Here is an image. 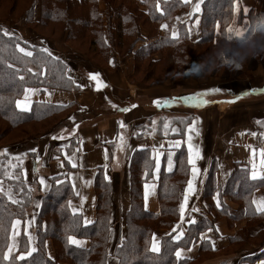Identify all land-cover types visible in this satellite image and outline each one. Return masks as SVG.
<instances>
[{"label":"crops","instance_id":"0c3cea01","mask_svg":"<svg viewBox=\"0 0 264 264\" xmlns=\"http://www.w3.org/2000/svg\"><path fill=\"white\" fill-rule=\"evenodd\" d=\"M181 1L185 3L184 0ZM196 2L197 0H191L190 3H185L188 9L179 12L176 25L172 29L179 33L178 24L187 25V30L191 29L188 34L193 41L201 38V15L204 0H201L200 12L194 13L193 5ZM237 3L240 11H234L233 19L227 27L228 39L229 36L232 37L231 39H237L234 31L228 32L229 27L242 28L246 34L250 27L251 12L257 15L264 13V0H235L234 4ZM196 20H199V24L195 23ZM20 32L24 35L23 30L20 29ZM30 36L33 37L32 34ZM51 47L59 53L68 51L67 47L57 43ZM112 60V64L120 68L114 69L113 72L104 71L105 74L98 72L99 86L97 81L90 79V76L86 77L82 74V69L78 67L71 72L78 87L77 90L60 91L51 88H35L37 92L32 96L33 102L76 104V112L67 120V123H74L70 128V131L73 130L76 134L74 142L53 138L51 135L41 138L38 145L39 157L35 162H29V173L39 181L44 178L47 184V187L41 185L42 191H39L35 202L41 207L42 194L48 193L51 188V179L67 180L75 194L69 200L71 202L70 211L72 212L73 207L79 208L78 214L81 215L82 221L87 218L92 221L87 226L93 225L98 217L97 179L99 176L105 179V173H107L110 179L105 180L109 183L111 192L108 264H118L115 252L119 243L126 237V218L132 207L131 164L136 153L138 151L149 153L153 162V148L163 153L159 171L155 170L154 164L152 175L144 183V185L147 183L152 186L147 202L144 199L143 185L144 209L159 214L161 211L159 197L161 175L163 172L166 174L175 172L177 156L183 150L185 156L182 162L188 166V175L186 182L180 188L179 213L187 181L191 178V165L187 162L188 136L191 134V143L194 148L199 149L201 156L197 160V166L201 170L196 180L197 193L189 199L185 221H180L178 217L170 227L157 228L153 234L160 241L161 246L164 237L175 235L173 229L177 224H182L186 234L191 226L187 223L189 218L195 220L192 224L207 221L208 224H212V227H207L203 233L210 239H201V241L209 242L212 247L214 243L213 255L217 256L226 253L235 234L246 228L247 236L255 240V244L243 242L234 253L217 256L212 260L205 259L199 264H264V213L256 211V206L252 204L253 199L259 200L264 197V179L254 181L250 175L253 163L256 164L257 171H261V160L264 159L260 152L264 149V64L216 86L215 88H220L221 91L209 92L204 97L209 103L198 105L179 99L191 93L175 94L172 89L153 93L150 89L145 88L144 90L141 87L130 85L121 67L133 65L131 58H116L113 53ZM207 89L196 92H205ZM251 89L259 91L251 92ZM243 92L250 94L243 95ZM172 98H177V102H171ZM165 99L170 102L164 104ZM156 100H160L161 106L154 103ZM123 108H128L129 111H122ZM159 113L172 117L173 121L168 124L167 129L159 124ZM194 120L198 134L188 132V124ZM121 122L126 127L122 128ZM173 128L178 131H172ZM121 134L124 137L123 148H121ZM176 141H181L179 147L175 146ZM106 153L107 159H105ZM169 155L172 159L171 171L168 168ZM105 164L108 165L107 169L104 168ZM237 168L247 170L249 179L257 184L250 194L252 215L245 214L244 210L246 211L247 207H241V199L233 196L232 192L226 191L227 184ZM142 176H146V171H142ZM218 191L222 205L220 208L216 207L215 200ZM37 204L35 214H38L40 210ZM193 209H199V211H193ZM225 210H228L231 215H235V212L240 214H236V219L230 218L224 213ZM35 214L34 216H37ZM31 221V229L28 232V238L29 233L31 234L30 250L36 249L35 218ZM209 228L212 229L211 232L208 231ZM81 241L82 244L88 243V240ZM46 246L49 256L54 257L53 242L47 240ZM199 248L200 244H197L184 249L182 259H197ZM257 254H260V257L256 261L245 260L246 257Z\"/></svg>","mask_w":264,"mask_h":264},{"label":"trees","instance_id":"16d2710c","mask_svg":"<svg viewBox=\"0 0 264 264\" xmlns=\"http://www.w3.org/2000/svg\"><path fill=\"white\" fill-rule=\"evenodd\" d=\"M46 1L51 7L47 6ZM115 1L109 0L110 5L107 10L110 38H113L116 43L123 42L125 37L134 38L131 43L133 50L137 42L144 41L140 31L142 25L151 26L149 39L158 38V31H164V36L159 37L156 43L141 47L135 58L147 60L150 64L156 65L163 61V57L160 59L162 61L159 60V62L155 59V53L167 52L166 55L171 61H179L176 63L177 65L172 62V68L167 71L169 74L173 69L184 73L193 72V62L201 61L204 55H197L196 49L193 53L192 48L205 46L214 50L228 39L226 31L233 19L235 2V0H204L201 15V38L192 42L186 35L187 25L185 24L179 25L181 35L184 36L183 40L173 39L170 33L176 13L188 7L181 0H120L117 6ZM38 3L41 4L42 15L40 21L36 23L34 11ZM84 4H87V13L73 12L77 6L82 7ZM157 4H159V8H157ZM22 16L31 25L37 26L45 22L62 25L69 31L70 38L73 34L77 36L76 38H81V32L84 34L90 32L93 36V43L101 50L99 53L106 55V51L109 50V46L103 39V17L98 11L97 0H31ZM261 21H264V13L257 15L251 12L250 27L246 34ZM163 24L168 25V27L162 28L161 25ZM217 25H219L218 29ZM16 44H22L16 35L4 36L0 29V117L4 118L12 129H17L22 124L31 121L52 120L54 123L49 130L56 132L52 136L55 138L63 136L57 131L61 130L67 120L76 112L75 105H52L37 102L33 104L31 112L21 113L19 109L15 108L14 102L23 95V89L28 87H47L60 91L77 90L78 87L73 82L74 79L69 81L67 76L70 73L65 75L59 71L61 66H65L62 60L59 59L62 64H58L51 58L46 61L43 59L45 54L40 53L39 50L44 47L31 46L34 55L33 57H26L15 47ZM190 45L191 49H189ZM253 58L255 61L254 65L252 63L253 69L264 64V58L261 57V54ZM248 61H244L242 66L235 70L236 75L244 70H249L245 65ZM40 72H43L44 75H37ZM98 72L97 70H89L86 77L90 73ZM234 75L231 77H236ZM20 77H23V80ZM61 115H65V117L60 118ZM25 141L23 139L20 143L4 146L3 152L0 154V165L5 166V171L9 175L4 178L0 174V182L5 183L4 181H6L13 191L12 200L14 197V200L17 201V203H13L6 194L0 191V264H59L61 262L108 264L111 192L109 183L100 176L97 179L98 217L93 225H84L81 215H73L68 205L69 200L75 196L73 188L67 180L55 178L52 180V186L48 193L42 196V207L38 214V223L35 226L36 251L23 261L18 259V252L10 258H5L4 251L8 246L11 225L14 219L23 220L25 218V212L34 197L31 186H27L22 179L16 181L13 176V174H20L19 171L21 172V164L24 163V158L32 152L18 147L25 144ZM5 149H7L6 152ZM184 156L182 150L177 156V168L174 173L166 174L163 172L161 175L159 189L161 211L159 214H155L146 211L143 206V185L152 175L154 162L149 153L144 151L136 153L131 164L132 207L126 218V237L119 243L115 252L118 264H198L205 259V254H213L212 245L207 241H201L200 238V233L205 231L207 227H212V224H208L207 221L191 224L183 238V243L172 241L171 236H166L162 239L161 251L159 253L151 251V238L154 230L160 227H170L179 217L180 188L186 182L188 175V166L182 162ZM142 171H146L145 177L142 176ZM57 180L61 183H57ZM256 185L254 181L249 179L248 171L243 168H237L227 184L226 191L232 192L233 196L241 199L242 208L247 207V210H244L246 215L253 214L250 194ZM224 213L234 219H236V214H240L235 212V215H231L228 210H225ZM70 235L76 236L79 240H88V243L81 246L69 244L67 236ZM240 239L241 237H234L232 242L238 243ZM47 240L53 242L54 259H51L47 254ZM26 244H28V238L23 234L20 238L21 252L28 251ZM197 244H200L197 259H176L174 252L177 246L189 249ZM255 256L246 260L256 261L260 254Z\"/></svg>","mask_w":264,"mask_h":264},{"label":"rangeland","instance_id":"374dc122","mask_svg":"<svg viewBox=\"0 0 264 264\" xmlns=\"http://www.w3.org/2000/svg\"><path fill=\"white\" fill-rule=\"evenodd\" d=\"M119 1L120 0L115 1L116 6L119 3ZM30 3H31V0H0V29L1 31L3 32V30H7L10 33H12V36L16 35L22 42L20 46L25 47L30 51H33L31 46L33 47L39 46V47L48 48L49 51L52 53V55L62 60L65 63V66H67V69H70V72H69L70 75H71L72 70L78 67L82 69V74L84 75H86L87 71L89 70H97L102 74H105L106 71L113 72L114 69L120 68L117 65L112 64L113 63L112 55L114 53L116 58H119V57L121 59L131 58V62L133 65L127 66V67H121V69L125 71L127 80L129 81L130 85L141 87L144 90L150 89L151 92L153 93L166 92L172 89L174 90L175 94H180V93L185 92V93H191L190 95H193L198 90L207 89V88H215L218 85H222L226 82H229L230 80H233L237 76L243 75L246 71L253 70V65L255 64L254 58L249 57L247 59L249 61L245 64L249 70H244L241 73H238V75H236V71L233 70V68L231 67L222 68L221 66H217V68L211 73H195V72L184 73L176 69H173L172 71H170V74H169L167 71L172 68L173 66L172 62H175L174 65H177L176 63H179V61H176V60L171 61L169 56L166 55L167 52L155 53V59H157L158 61L162 59L163 57V61L160 60L162 62L156 65L150 64L147 60H143V59L137 60L135 58L136 53L141 47L148 45V44H152V43L154 44V42L156 43L159 37L164 36L165 32L158 29L159 31L158 30L157 31L159 32V37L149 39L150 32H151V26L141 24L142 27L140 28V31L142 33L144 41L137 42L135 46L133 47V50H132L131 43L134 40V38L125 37L123 39L124 40L123 42L121 41L119 43H116L113 40V38H110L109 31H108L107 10L110 5L109 0H97L98 11L103 17V26H104L103 39H104V42L109 46V50L106 51V55H104L103 53H99L101 50H99V47H97V45L93 43V36H91L90 32L88 33L86 32L85 34L81 32V35H82L81 38L80 37L76 38L77 36H75L74 34L70 38L69 31L67 30L66 27H62V25H58L52 22H45L37 26L28 24L25 18H23L24 16H22V14H24L25 10L30 5ZM46 4L47 6L51 7L50 5H48L47 1H46ZM140 8L142 7L140 6ZM87 9H88L87 4H84V6L82 7L77 6V8L73 9V12L79 13V14L80 13L85 14L87 13ZM187 9L188 7L186 9H181V10H187ZM181 10H179L174 17V22L172 24L170 33L172 32V29H174L173 27L176 25L177 16ZM34 12H35L34 21L38 23L42 15L40 3L37 4V7H35ZM179 25L181 24H178V29H179ZM20 29L23 30L24 35H21ZM76 32H77V28H76ZM179 33H180V36H178L175 39H177L178 41H181L183 40L184 36L181 35L180 29H179ZM31 34L33 35V37L30 36ZM186 35L191 40L188 34V30H187ZM191 41L193 42V40ZM56 43L59 44L60 46L67 47L68 51L59 53L51 49L52 48L51 46H53ZM189 49H191V45L189 46ZM194 49H196L197 55L199 54L204 55V57H202L201 60L205 59L210 53L213 52V50L205 46L202 48L201 47L192 48L193 53H194ZM33 55H34V51H33ZM261 57L264 58V54H261ZM260 65H263V64H260ZM234 74L236 75V77H231ZM31 88H34V87H31ZM17 99H22V96L20 98L18 97ZM37 102L52 104V103H48L44 101H34L33 104ZM33 104H32V107H33ZM63 116L65 117V115H61L60 118H62ZM158 116H160L159 124H161V126L163 127L165 123L170 124L173 121L172 117L169 116L168 114L159 113ZM190 120L192 119L190 118ZM53 123L54 121L52 120H46L44 122L43 121L42 122L31 121V122L22 124L17 129H12L11 126L7 123V121L4 120V118L2 119L0 117V154L3 152L4 146L15 144L18 142L20 143L23 141V139L26 141H25V144L18 146L20 147V149L22 150L24 149L27 151L29 150V152L33 148L36 149L35 152L33 151L30 152L31 154L27 155L24 158V163L21 164L22 165L21 172L19 171L20 174L18 175L13 174L16 181L22 179L27 186L29 187L31 186V190L33 191L34 197H33V201L31 202V205L28 207V209L25 212V216H24L25 218L23 220L20 219L22 221V225L17 227V231L20 232V235L13 238L12 227H11L8 246L13 243H15L17 246L12 249V252L10 255L8 254V246H7V249L4 251V255L5 257L7 256V258H10L13 254L17 252L19 254L21 253L20 238L21 236H23V234H25L28 238V232H30V229H31V226H29L28 222L33 218L35 214V211L37 209L36 207L37 202H35V199L38 196L39 191H42V187H41V184L38 182L39 181L38 178H34L29 173L30 167L28 165L30 164L29 162L31 161L35 162V160L39 157L38 156L39 154L38 145H39V141L41 140V138H44V137L46 138L48 137V135L52 136L53 134L56 133V132H51L49 130ZM72 124L69 122L68 123L66 122V124L64 125V129L62 128L61 130L57 131V133L60 132L63 135V136H59V139H67V141L71 140V142H74L73 139L76 136V134L73 132V130L70 131V128H72ZM0 174L4 178H7L9 176L5 171V166L0 165ZM52 180L53 179H51V186H52ZM4 182L5 183L0 182V189L3 190L1 192L6 194L7 196L11 195L12 197L13 191L11 190V188H9L6 181ZM42 196H44V194H42ZM13 200H14V197H13ZM41 207L39 206L40 210H41ZM38 214H35L37 216H34L35 226L38 223ZM17 219L18 218L14 219V221ZM234 237H241L240 242L238 243L232 242L231 245L229 246V249H227L226 253L224 252L217 256H223L226 254L234 253L236 248L238 249L240 246H242L243 242H248L250 244H255L254 242H256L255 240L250 239L247 236L246 228L244 230L237 232ZM26 245L28 246V251H30L29 238H28V244ZM24 247H25V243H24ZM36 249H37V243H36ZM46 249H47V246H46ZM22 252H25V251H22ZM54 253H55V248H54ZM47 254L49 256L48 249H47ZM204 256L206 260H212L217 257L215 256V254L214 255L205 254ZM253 257H256V256L254 255L251 257H246L245 260L253 258ZM50 258L54 259L55 255L54 257H50ZM61 263L69 264L67 262H61Z\"/></svg>","mask_w":264,"mask_h":264},{"label":"snow or ice","instance_id":"6c2138e0","mask_svg":"<svg viewBox=\"0 0 264 264\" xmlns=\"http://www.w3.org/2000/svg\"><path fill=\"white\" fill-rule=\"evenodd\" d=\"M185 3H190L191 0H184ZM157 8H159V4H157ZM233 8H234V11H240V8H239V4H234L233 5ZM201 10V0H197V2L193 5V12L196 13V12H200ZM244 11H247V9H244ZM195 23L199 24V20H196ZM261 27H264V24H261L260 25ZM162 28H167L168 25L166 24H163L161 25ZM219 28V25H217V29ZM235 32V36L237 38H242L244 35H245V30L242 29V28H236V29H233L231 27L228 28V32ZM188 32L190 33L191 32V29L189 28L188 29ZM3 35L4 36H12V33H10L9 31L7 30H3ZM179 35V33L175 30H173L171 32V36L175 39L177 38ZM232 37L229 36V39H231ZM27 43V42H25ZM15 47L19 50L20 53H23L24 56L26 57H33V51H30L28 50L27 48L25 47H21L19 44H16ZM40 53H43L45 54L43 59L46 61L48 58H51L52 60H55L57 61L58 64H62V62H60L59 58L58 57H54L52 55V53L49 51L48 48H41L39 50ZM29 71H31V69H29ZM59 71L62 73V74H67L68 72H70V69H67L66 66H61ZM37 75H44L43 72H40V73H37ZM90 76V79L92 80H95L97 81V84L99 86L100 84V81H99V73H90L89 74ZM21 80H23V77H20ZM67 79L69 81H72V77L70 75L67 76ZM74 82V81H73ZM81 87H83V85H81ZM45 91H47V89H45ZM221 89L220 88H210V89H207L205 92H196L194 93L193 95H189V96H184V97H181L179 99H182L184 100L185 102H191V103H194V104H198V105H202V104H208L209 101L204 99V97L209 93V92H212V93H216V92H220ZM259 91L258 89H251V92H257ZM37 92V89L35 88H24L23 89V95H22V99H16L15 100V108L16 109H19V111L21 113H26V112H30L32 110V104H33V100H32V96L34 94H36ZM243 95H248L250 94L249 92H243L242 93ZM237 99H239V96H237ZM170 101L168 99H165L163 101L164 104H168ZM171 102H177V98H172ZM43 103V102H41ZM154 103L157 104V106H161V102L160 100H156L154 101ZM113 107H115V105H113ZM132 107H135V105H132ZM122 111H129L128 108H123L121 109ZM195 124H196V121H192L191 123L188 124V132L189 133H192V132H196L198 134V130L196 129L195 127ZM168 124L165 123L164 127L167 129L168 128ZM121 127H126V125H124L123 122H121ZM172 131H178V129H175L173 128ZM253 135H255V133H253ZM56 138H59V137H56ZM191 140H192V136L191 134L188 136V164L191 165V178L187 181V187L186 189L184 190V193H183V201L182 203L180 204L179 206V219L180 221H185V215H186V210L188 208V204H189V199L190 197H192L194 194L197 193V186H196V180H197V177L200 175V168L197 166V160L201 158L200 156V151L198 148H194V146L192 145L191 143ZM120 141H121V148H123V145H124V137L123 135L121 134L120 136ZM181 144V141H176L175 143V146L176 147H179ZM5 152L7 151V149L4 150ZM31 151L35 152L36 149L33 148ZM261 152V157L264 158V149H261L260 150ZM253 154H255V150H253ZM163 155V153L157 151L155 148H153V157H154V164H155V170L158 172L159 169H160V165H161V156ZM108 156H107V153L105 154V159H107ZM76 165L73 163V167H75ZM108 165L105 164L104 165V168L107 169ZM168 168H169V171H171L172 169V159H171V156L169 155L168 157ZM251 179L252 180H258V179H264V159L261 160V171H257V166L255 163H253L252 165V171H251ZM105 179H110V177L107 176V173H105ZM57 183H61L59 180L56 181ZM39 183L41 185H44L45 187H47V184L44 180V178H41ZM73 187H75V184H73ZM152 186L149 185V184H145L144 185V188H145V191H144V199H145V202H147L148 200V196H149V190ZM0 191H3L2 189H0ZM77 195H79V193H77ZM8 199L9 200H12V197L11 195L8 196ZM215 200H216V207L217 208H220L222 205H221V200H220V193L219 191L216 193V197H215ZM13 203H17L16 200H12ZM252 204H254L256 206V211L258 212H261V213H264V197H261L259 200H255L253 199L252 200ZM68 205L71 206V202L69 201L68 202ZM37 206H39V204H37ZM193 211H199V209H193ZM80 212V209L79 208H76V207H73L72 208V213L74 216H76L78 213ZM34 219V217H33ZM29 226H31V223L32 221L30 220L29 222ZM92 221L88 220L87 218H84L83 219V224L84 225H88V224H91ZM187 223L189 224H192V223H195V220L193 218H189L187 220ZM22 225V221L20 219H17L15 220L11 227H12V236L13 238H15L16 236L20 235V232L17 231V227L18 226H21ZM219 229H217L218 231ZM209 232L212 231L211 228L208 229ZM173 232L175 233V235H171V240L172 241H179L181 243H183V238L185 237V231L183 229V226L182 224H177L176 225V228L173 229ZM200 237L201 239H205V240H208L210 239L209 237L205 236V234L202 232L200 233ZM29 239H31V234L29 233ZM67 241L69 244H72V245H77V246H81L82 245V241L77 239L76 236L74 235H70V236H67ZM17 245L15 243L13 244H10L8 246V254L10 255L11 252H12V249L14 247H16ZM213 247H215L214 243H213ZM36 251L35 248H32L30 251H25V252H21L18 256V259L19 260H25V258L27 256H30L32 254V252ZM151 251L152 252H155V253H159L161 251V246H160V241L157 240L155 234H153V237H152V241H151ZM184 252V249L177 246L175 248V257L177 260H180L183 258L182 256V253ZM7 258V256L5 257Z\"/></svg>","mask_w":264,"mask_h":264},{"label":"clouds","instance_id":"9594fccd","mask_svg":"<svg viewBox=\"0 0 264 264\" xmlns=\"http://www.w3.org/2000/svg\"><path fill=\"white\" fill-rule=\"evenodd\" d=\"M264 24L261 21L242 38L227 39L201 61L193 62V72L211 73L217 66L239 69L249 57L264 54Z\"/></svg>","mask_w":264,"mask_h":264}]
</instances>
